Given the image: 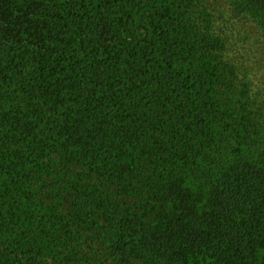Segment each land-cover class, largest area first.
<instances>
[{"label": "trees", "instance_id": "trees-1", "mask_svg": "<svg viewBox=\"0 0 264 264\" xmlns=\"http://www.w3.org/2000/svg\"><path fill=\"white\" fill-rule=\"evenodd\" d=\"M231 2L234 11L264 18V0ZM143 9L150 13L148 28L152 32L143 40L146 50L140 52V42L131 51L119 47L122 44L113 38L123 41L121 25ZM177 18L173 0H0V55L9 60L2 77L6 79L9 71L22 77L30 60L28 81L21 86L41 93L46 104L49 98L58 107L75 101L85 84H91L82 101L85 117L105 119L107 101L112 103L113 136L119 140L116 146H105L112 136L103 129L83 128L84 119L78 115L74 120L68 118L64 126L49 129L67 135L64 141L73 150L70 156L91 172L94 167L108 166L107 162L88 164L103 146L109 158L113 153L121 155L140 130H152L156 136L165 130L172 135L177 132L168 148L156 139L147 154L151 174L140 178L139 185L149 186V193L138 214L126 215L118 225L111 223L109 258L120 264L150 257L162 264H258L264 249V149L245 157L244 141L239 139L244 135L242 126L232 124L229 115L219 111L217 102L204 90L205 83L187 81L186 86L179 74H171L177 68L174 51L183 53L184 47L189 51L192 47L190 36L180 40L187 29L180 30ZM176 42L179 49L173 48ZM124 62L134 65L128 78L118 72ZM162 68L170 78L161 75ZM128 88L133 93L145 91L144 97L153 105L151 117L135 112L137 106L126 102L128 95L123 89ZM186 88L193 99L183 96ZM180 111L189 118L179 124ZM166 113L170 114L169 125L163 122ZM4 117L9 128L18 130L25 141L31 145L37 142L28 118ZM213 121L225 125L239 139L235 140L233 160L218 172L204 166L207 150L217 139ZM178 125H184L183 133ZM131 166L116 164L112 169L124 180L132 172ZM200 168L206 173L201 181L206 189L198 194L185 174L198 173ZM201 201L204 204L199 207ZM152 217L148 224L141 223ZM54 219L53 227L67 234L85 228L89 218ZM140 226L142 231H137ZM29 245L33 249L34 244ZM12 264L46 263L36 261L33 255L18 254Z\"/></svg>", "mask_w": 264, "mask_h": 264}, {"label": "rangeland", "instance_id": "rangeland-1", "mask_svg": "<svg viewBox=\"0 0 264 264\" xmlns=\"http://www.w3.org/2000/svg\"><path fill=\"white\" fill-rule=\"evenodd\" d=\"M173 1L180 30L187 29L180 40L190 36L192 47L191 51L184 47L183 53L174 51V67L177 68L175 72L172 69L171 74H179L185 85L187 81L205 83L204 90L217 102L219 111L228 114L232 124L242 126L244 135L239 139L244 141L245 157L256 156L264 149V18L234 11L231 0ZM149 14L145 9L139 10L137 16L121 25L123 41L113 38L114 42L128 51L140 42V52L146 50L143 40L152 36L148 28ZM173 48L179 49L180 44L176 42ZM8 61L0 55V264H12L18 254L30 258L33 255V259L46 264H120L108 257L110 225L112 222L118 225L126 215L139 213L150 188L139 185L140 178L151 174L147 154L154 148L156 139L168 148L177 132L173 136L165 130L156 136L152 130H140L136 140L128 144L121 155L113 153L108 158L104 147L116 146L119 141L113 136L111 102L107 101L105 119L85 117L82 101L87 98L86 89L91 87L85 84L75 101L58 107L49 98L46 104L40 98L41 93L21 86L28 81L31 61L25 63L22 77L9 71L3 79ZM131 69L134 65L124 62L118 72L128 78L132 75ZM161 75L170 78L166 68L161 69ZM131 91L123 89L128 95L126 102L137 106L133 107L135 112L151 117L153 105L144 97L145 91ZM184 91V97L193 99L187 88ZM5 115L10 119L28 118L34 126L37 142L31 145L18 130L10 129ZM77 115L84 119L83 128L103 129L112 136L96 157L88 161L98 166L107 162L106 169L94 167L95 171L91 172L70 156L73 150L68 149L69 144L64 141L66 134L50 133L49 129L64 126L68 118L74 120ZM169 116V113L163 115L166 125H169ZM188 118L189 114L180 111L179 124ZM178 129L183 133L184 125H178ZM212 131L217 139L207 150L209 156L204 166L218 172L233 160L238 138L216 121L212 123ZM126 163L132 165V172L124 180L119 179L112 167ZM205 174L202 168L198 173L185 174L198 194L202 188L206 189L201 185ZM203 204L201 201L199 207ZM54 218H63L64 222L70 218L89 219L85 228H74L65 234L53 227ZM152 220L153 217L143 218L141 223L145 225ZM137 231H142L141 226ZM17 241L21 242L18 246ZM30 243L34 244L33 249ZM29 250L33 252L27 253ZM257 259L258 264H264V249ZM129 262L162 264L156 257Z\"/></svg>", "mask_w": 264, "mask_h": 264}]
</instances>
